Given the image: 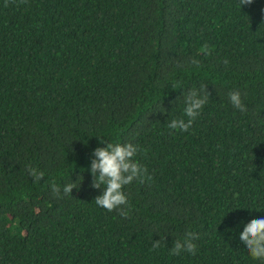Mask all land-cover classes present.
<instances>
[{
	"label": "trees",
	"instance_id": "16d2710c",
	"mask_svg": "<svg viewBox=\"0 0 264 264\" xmlns=\"http://www.w3.org/2000/svg\"><path fill=\"white\" fill-rule=\"evenodd\" d=\"M202 84L192 126L169 129ZM100 136L153 177L124 187L128 218L93 201ZM257 218L264 0H0V264H264L239 239ZM188 232L196 254L171 255Z\"/></svg>",
	"mask_w": 264,
	"mask_h": 264
},
{
	"label": "clouds",
	"instance_id": "9594fccd",
	"mask_svg": "<svg viewBox=\"0 0 264 264\" xmlns=\"http://www.w3.org/2000/svg\"><path fill=\"white\" fill-rule=\"evenodd\" d=\"M239 2L243 6L251 4L253 0H239ZM205 54L210 55V52ZM192 63L199 64V61L193 59ZM210 95L207 85L202 84L199 88L190 89L187 94H184L183 113L188 117L187 121L184 118H173L167 122L168 128L188 131ZM228 96L234 108L242 112L247 111L239 91H230ZM100 139L101 143H106L107 146L94 149L93 156L95 158L91 162L90 170L93 177L91 187L103 188V192L97 195L93 201L96 205L110 212L119 209V215L128 218L131 208L126 207L129 201L124 187L133 181L140 183L151 181L153 177L148 174L147 167L135 159L139 151L138 145L132 142L113 143L112 141H105L101 136ZM28 172L34 182H40L45 176L43 171L31 165H28ZM73 188H76L75 183L66 184L62 190L63 194L72 195ZM51 191L53 196L61 197V188L55 182L51 184ZM162 239L164 238L153 241V249L160 247ZM197 239L199 236L194 232L186 233L183 239H175L170 254L175 256L186 251L195 255L197 251L195 241ZM239 239L246 246L252 258L264 260V218L249 221L244 226L243 231L240 232Z\"/></svg>",
	"mask_w": 264,
	"mask_h": 264
}]
</instances>
